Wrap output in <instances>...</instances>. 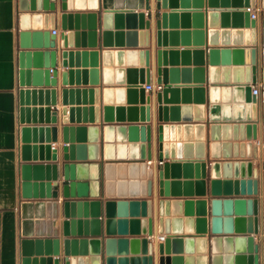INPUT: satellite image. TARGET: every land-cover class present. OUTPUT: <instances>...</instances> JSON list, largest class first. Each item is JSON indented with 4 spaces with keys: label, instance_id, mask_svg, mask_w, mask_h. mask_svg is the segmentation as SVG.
I'll return each mask as SVG.
<instances>
[{
    "label": "water",
    "instance_id": "obj_1",
    "mask_svg": "<svg viewBox=\"0 0 264 264\" xmlns=\"http://www.w3.org/2000/svg\"><path fill=\"white\" fill-rule=\"evenodd\" d=\"M182 3L188 2V0H181ZM211 2H216V0H210ZM227 1V0H226ZM240 4L241 0H236ZM198 3H201V0H197ZM176 3V0H155L153 8L150 7L149 0H140V6L145 5L146 9L149 10L150 19H145V13L143 11L134 12L133 10H127L125 12L127 22L134 24L137 20L139 28L145 27V30H139V42H136L135 30L126 31L127 42L126 45L134 46H150L149 43V32L150 29L155 32V46L156 61L153 64L156 73V82L161 85L159 91L156 92L157 96V135H155L154 143L157 147L158 159L162 161L163 157L171 156L173 157L174 145L167 144L162 142L163 139H167L168 136V126L162 124L161 120H179L178 117V107L162 105L161 103H167L170 100L177 99V87H172L169 83L171 81H177L178 71L181 72V77L183 82H189L190 79V69L189 68H177L172 67L167 69L162 66L166 64L167 58L172 61L177 59V50H166L162 48L167 44V37H169L170 45L176 44L178 32L175 30L166 31V22L169 21V24L176 23V10H171L170 12H160L161 7H166L167 4ZM201 5V4H199ZM172 6V5H171ZM243 11L242 10H233L232 18H238L240 21L241 15H243L244 23L246 27H251L250 30H246V34H250L251 39L255 32V26L259 22L261 26V44H262V81L264 82V10L262 16L257 21V18L250 16V12L247 9L248 6L254 7L255 0H243ZM261 7L264 9V0H261ZM85 0H18V9L21 11L18 14V51H17V72H18V86H17V95H18V140H19V175H20V191L21 196L24 198L21 202V216L25 217L26 212H31V208L34 206L35 210L39 207L41 212L45 210L47 214L52 213L53 216L58 214V202L56 200H46L32 203L29 201L31 197H56L57 190L52 189V186H59L58 182V167L60 166L63 180L62 184V195L64 200L62 201V213L65 219L62 220V230H63V257L47 258L44 257H33L31 255L35 252L37 255L43 253L46 254L54 253L58 254L59 252V238H21L20 249H21V264H100V253H101V241L104 242V254H105V264H115L116 259L114 258V253L116 246L121 253H126L127 246L131 250L132 254H138L139 249L141 248L142 253H147L146 255L139 256H130V258L120 257L117 259L118 264H153V248L154 243L152 240H148L145 237H122L115 236V234H138V233H148L152 237V200L151 199H141L135 200L131 199L129 201L125 200H113L107 199L103 200V216L101 215V201L100 200H88L81 197L87 196V186H90V191L92 196L98 194L99 186V174L98 169L102 168L104 171L105 178V192L106 195H113V186L117 185L118 195H125L126 186L130 191V195H137L141 193L142 195H151L152 193V184L153 180L158 182V194L162 195H180L181 194V183L179 180H164L168 177L169 172L171 176H178L180 164L177 161L173 162H163L157 168L153 169L145 162L146 159L151 157V145L153 140L149 132L150 124H129L126 128L124 125L117 124L114 128L112 123L102 124L103 132V144H102V155H100V144L99 140V126L97 125H64L62 127V144L60 147L50 144V141L57 140V111L56 109L52 110L50 106H27L29 103L35 104L37 101L39 104H42L43 100L46 104L55 103V89L48 88L55 85V77L57 71L55 69L56 60L55 56L57 50L61 48L62 62L64 65H67V60L69 65L73 56L75 57L76 62L79 60V57H82V60L86 61L87 56H90L91 66L90 73V83L98 82V68L96 56L98 52L96 50H66V46H71L73 43L78 46L79 42H82V45H85V31L78 30L80 27L85 28L87 23L88 30V45H96V25H95V16L94 11L84 12L85 9ZM87 8H97L96 0H88ZM103 14V22L105 27L110 24V18L112 10H106ZM121 11V10H120ZM188 12H181L182 18L188 17ZM156 17H155V16ZM194 18H201V13L199 11L193 12ZM211 21H215L216 14L210 13ZM229 13H222V18L228 17ZM60 17V28L61 39L58 40L56 33L51 32V29L56 28L57 19ZM115 19L117 23L122 22V12H115ZM235 21V19H233ZM199 23L200 20H199ZM81 25V26H80ZM172 26V25H170ZM132 27H135L133 25ZM163 28V29H162ZM75 29V30H72ZM235 34H240L241 31H233ZM183 39L188 37L187 31H181ZM194 34H197V37H201V31H194ZM210 38L215 39L216 33L210 32ZM104 45H113L111 42V32L104 31L102 32ZM122 33L115 32V38L117 39L114 43L115 45H123L124 43L121 40ZM81 38V41H80ZM246 43H253L254 41H249V36ZM201 43V42H198ZM128 56H135L137 53L139 55L140 61H143L146 67L139 69V82L140 83H149L150 82V64H149V54L150 50L147 49H128L126 50ZM189 52H192L195 61V65H203V55L205 50L203 48H193L192 51L189 49H183L180 51L182 60H187L189 58ZM245 52L246 54V67H245V79L246 83L244 84H234L233 91L245 93V100L248 102L245 106L242 104H234L233 110L235 113L242 115L243 108H246L247 117L246 119H253L255 103L259 98L258 95H255L251 91V86L248 82L255 84L257 81L256 77V65L253 58L255 52V47H246V48H233L232 53L234 59H241V54ZM115 55L119 59L123 52L122 50H115ZM223 54V59H228L229 51L223 49L221 51ZM103 58L105 61H110L111 55L113 54L112 50H105L102 52ZM208 58L211 63H216L218 50L216 48L207 49ZM249 54L251 55V61H249ZM234 63H236L234 61ZM241 63V62H240ZM251 64V65H249ZM194 73V82H198L193 86H183L181 89L183 99L189 98L190 90L193 91L195 97V103H203L205 101L203 97L204 88L201 86V82L205 80V68L204 66H196L193 69ZM241 67L235 66L233 68L234 72H238L241 77ZM222 71L228 74V69L223 68ZM82 72L83 83H86V73L87 70H73L68 69L67 71L62 72V82L63 84H71L73 74L76 77V83H79V74ZM116 77L122 78L123 69L116 68ZM129 76L132 79H136L135 70H127ZM112 69L103 68L102 74L105 83H112ZM224 77H227L224 75ZM217 78V68H209V80L215 81ZM69 79V82H67ZM243 80V79H236ZM123 82V80H120ZM134 83H137L133 80ZM128 83H131L130 81ZM43 84L45 86H43ZM51 85V86H49ZM215 85V84H214ZM46 87V88H43ZM113 89L118 94H122L123 88H112L107 87L103 89V94L105 97V103H109L111 100V94ZM139 92L141 102L146 101L147 105L145 107H140V110L143 109L146 111L145 115L141 114V120H149V110H150V100L152 99V94H145V89L140 84L130 85L127 84L126 92L131 94ZM209 90V99L211 102H215L217 98V87L208 86ZM224 92H227L228 89H223ZM88 92L89 99L95 98V103L98 102L97 94L99 92L98 88H63L62 90V100L66 104L69 102L72 103V99L80 98L82 93L83 99L85 94ZM168 93L170 94L168 96ZM263 99V119H264V93L261 95ZM31 101V102H30ZM242 101V100H240ZM79 103V101H76ZM251 102V103H249ZM182 119H190L189 116V107L182 106ZM229 106H222V119H229ZM194 109L197 111V120H203V104H197L194 106ZM86 110L89 114L86 115ZM103 110V119L106 122L113 121L112 106L105 105L102 107ZM217 106L209 105V118L211 120L218 119ZM251 110V111H249ZM68 111V115H66ZM127 111L132 118L129 120H136V106H128ZM116 113L119 115L122 113L121 108H116ZM62 120L63 122H73V121H89V122H98L99 121V106L95 105L90 106L89 108H81L79 106H69L67 109L65 106L62 108ZM82 115V116H81ZM238 118L243 119V116ZM123 118H116V120H121ZM222 129L224 133L227 134L229 129V124L223 123ZM203 124L197 122L194 124V128L198 135L197 141L195 142L196 157H203L204 153V142H203ZM247 129L248 139L255 137V124L254 123H234L232 128L234 130V135H236L237 128H240V134H243V128ZM185 133V139H190L189 135L191 133L192 124H184L182 127ZM218 128L219 124L214 122L211 125V131L213 138H218ZM250 128L252 132L250 133ZM116 129L117 136L124 138L125 129H127L130 140L137 139V131L140 133V140L142 141L139 145L137 143H130L128 145L118 144L116 145V155L113 152L114 145L112 143L113 131ZM179 130L180 127L178 126ZM172 132L173 127H170ZM226 130V131H225ZM86 131L89 135L90 143L85 145L83 143L74 144L75 137L77 141H83ZM37 137L40 138L39 141H42L43 138L46 140V144H30L31 141L36 142ZM247 153L251 154V148L255 151V145L251 146L250 142H247ZM181 146L184 148L186 153L185 157H190L191 153V142H185L184 144H177L178 150ZM235 146V144H234ZM241 146V153H243V144ZM218 147L217 143L211 145L212 153L214 156H218ZM229 147V144L223 143V148L226 150ZM139 148V149H138ZM128 150V153L126 152ZM60 154V155H59ZM40 160H53V162H28L33 159ZM134 159L129 162H115L114 159ZM89 160H98L97 162H88ZM136 159H141L137 161ZM191 160H185L183 162L184 172H189L191 168ZM199 162L196 160L194 166L196 173H198V168H201L202 173L205 166V163ZM218 163L211 162V167L213 173L218 172ZM240 166L241 177H244V167L247 171V179H241L240 181H234V193H247V194H256L257 193V179H256V170L251 174V163L250 161H235L234 170L235 177H237V167ZM230 162H224L223 168L225 173H229ZM115 171L118 175V178L126 177L127 171L130 178H147V180H120L115 182ZM44 176L46 182H43ZM230 177V176H226ZM253 177V178H250ZM38 180V181H37ZM239 182V188H238ZM219 180L210 181V196L208 197L209 201V212L210 217L207 221L206 216H202L196 219L197 222V231L202 233H208L207 237L202 235H197L196 237L185 236L181 237L180 235H167L163 242L156 243V250L159 252L158 264H208V259L204 255L197 257L193 256H163L162 253L164 250L168 252L169 247H172L174 250L181 249V244L184 242L186 249H192L193 243H196L200 252H205L207 244L210 245V264H231L232 259L234 258L236 262L241 261L245 258L244 254H239V252L244 253V243H248V258L250 255L254 256V264L256 263L257 255L251 254L254 251V247L251 246V236H245L244 234H232V232H245L244 222L247 219L248 221V232H251L253 229L257 231V222H256V212H257V198L254 197H244V196H220V194H230L231 193V181L229 179L223 180V192H220ZM191 182L186 181L183 183V194L191 195ZM196 194L203 195V181H196ZM78 197V198H74ZM196 205V211L198 215H206L207 207L206 200L204 199H173L171 202L168 199H159L158 200V229L159 232L164 233H180L182 231V224L186 229L185 232H192L194 220L191 217L181 218L173 217L163 218L162 215H168L169 205L172 206V210L179 212L181 211L182 205L186 211V214H191L193 204ZM126 206H129L130 215H137L138 209L137 206H140V211L142 215H147V219L141 220V228L138 226V220L136 218H119L114 219L116 209L120 216L126 215ZM223 207V212L221 209ZM90 209V210H89ZM234 211V212H232ZM90 213V214H88ZM235 216H231V215ZM247 215V216H245ZM90 218H87V217ZM84 217V218H82ZM102 217V218H101ZM232 221L235 224V228L232 229ZM127 222L129 223V230L127 228ZM253 222V223H252ZM41 234L46 233L49 235L53 233L54 235L58 234L59 223L54 220L41 221ZM222 224H224L222 226ZM37 225V222L34 224ZM31 221H26L24 218L22 220V235L31 233ZM46 227V228H45ZM205 235V234H203ZM157 235H155L156 237ZM154 239V238H153ZM224 246V251L227 254H220L221 245ZM235 247V250L233 249ZM89 248L90 257H81L74 256L76 253H86V250ZM233 251L237 254H231ZM70 255V256H69ZM194 260H196L194 263Z\"/></svg>",
    "mask_w": 264,
    "mask_h": 264
},
{
    "label": "crops",
    "instance_id": "obj_2",
    "mask_svg": "<svg viewBox=\"0 0 264 264\" xmlns=\"http://www.w3.org/2000/svg\"><path fill=\"white\" fill-rule=\"evenodd\" d=\"M146 1V0H145ZM140 0H96L97 8H87L88 6V0H85V6L86 8L83 9L84 12L94 11L96 13L95 16V25H96V45L89 46L88 45V28L87 23L85 24V28L80 27L78 30H84L85 31V45H82V42H79L80 45L76 46L74 43L71 46H66V50H96L98 52L96 56L97 60V68L99 70L98 72V82L97 83H90V73L89 70L92 68L90 56L88 55L86 58V61L82 60V57H79V60L76 62L75 57L73 56L71 65H69V62L67 60V65H64L62 62V55H61V48L57 50L55 60H56V66L55 69L57 71L56 77H55V85L48 88H54L55 89V103L54 104H46L43 100L42 104H39L38 101L33 104L29 103L27 106H50L52 110L56 109L57 111V140L56 141H50L49 143L60 147L62 142V127L64 125H97L99 126V140L98 143L100 144V155H102V144H103V132H102V124L106 123H112L114 125V128L117 124L124 125L125 128L129 124H150L149 132L151 134V138L153 140V143L151 145V157L152 160H158L157 155V147L154 143L155 135H157V123L159 122L157 119V96L156 92L159 90H151V91H145V94H152V99L150 100V110H149V120H141V114H145V110H140V107H145L147 105V102H141L139 92L136 90L135 94H127L126 92V86L127 84L134 85V84H140L143 85L145 82L140 83L139 80V69L146 67L143 61H140L139 55L136 53L135 56H128L127 51L128 49H147L149 48L150 54H149V64H150V82L155 88L157 85L156 82V73L155 68L153 67V64L156 61V53L155 49L156 47H153V43L155 42V32L150 29L149 32V43L152 45V47L148 46H140V45H134V46H128L126 45L127 37H126V31L128 30H135V40L136 42H139V30H145L146 28H139L137 20L134 24L128 23L125 12L127 10H133L134 12H140L143 11L145 13L144 18L150 19L149 10L146 9L145 5L142 7L140 6ZM155 3V0H149L150 7L153 8ZM144 4V0H143ZM201 4V5H199ZM236 0H216V2H211L210 0H201V3H198L197 0H188V2L182 3L181 0H176V3L173 4H167L166 7H161L160 12H170L171 10H176V23L169 24V21L166 22V28H164L166 31L169 30H175L178 32L177 34V43L170 45L169 43V37H167V44L165 46H162V48L166 50H177V59L176 61H170L169 58L166 60V64L162 65L166 67L167 69H170L172 67L182 68L187 67L190 69V81L189 82H183L181 77V72L178 71V78L177 81H171L169 84L172 87H177V99H173L168 101L167 103H161L162 105H166L167 107L170 106H177L178 107V117L179 120H161L162 124H166L168 126V136L167 139H163L162 142H166L167 144H173L174 145V151H173V157H163V162H179L180 168L178 176H171V173L169 172L168 177L163 179L171 181V180H179L181 183V194L180 195H162L160 196L158 194V182L155 184V180H153L152 184V193L151 195H142L141 193L137 195H130V191L128 189V186H126L125 195H118L117 191V185L114 184L113 186V195H106L105 192V178H104V171L102 168L98 169L99 174V186H98V194L96 196L91 195L90 186H87V196H83L81 198L88 199V200H100L101 201V215L103 216V200L107 199H113V200H125L126 202L135 199V200H141V199H151L152 200V214H153V221H152V237L148 235V233H138V234H115V236L119 237H145L148 240L153 241V264H158V256L159 252L156 250V242L153 239L155 235H180L181 237L185 236H192L196 237L197 235H202L204 237L208 236V233H202L197 231V222L196 219L202 216L207 217V221L210 217L209 212V201L208 197L210 196V181L211 180H219V186H220V192H223V180L229 179L231 181V193L230 194H220V196H231V197H237V196H244V197H254L257 198V212H256V222H257V231L253 229L251 232H248V221L247 219L244 222L245 225V232H232V234H244L245 236H251V246L254 247V251L251 254H256L257 264H264V119H263V99L261 98L262 94H258V99L255 103V110H254V118L253 119H246L247 117V111L246 108H243L242 115H239L235 113L233 110L234 104H242L245 106L248 102H246L245 93L242 91V93L234 92L233 86L234 84H244L246 83L244 81L245 79V67H246V54L243 52L241 54V59H234V55L232 53L233 48H246V47H255V52L253 54V58L256 65V77L257 81L255 84H252V82H248L250 86L257 85L259 82L262 81V44H261V26H259V22H257L255 26V32L253 35V39H251L250 34H246L245 31L250 30L251 27H246L244 23L243 15L240 17V21H238V18H232V11L233 10H244L242 6L243 0L240 1L241 5H238ZM172 5V6H171ZM106 10H112L111 18H110V24L107 25L108 27H105L103 22V14L107 12ZM121 10V11H120ZM249 12H255L257 18V21L262 16V12L264 9L261 7V0H255V6L251 7L248 6L247 9ZM188 12V17L182 18L181 12ZM199 11L201 13V18H194L193 12ZM21 11L18 9V0H0V264H21V249H20V241L21 238H59V252L58 254L50 253L46 254L44 251L41 254H36L35 252L31 255V258L33 257H63V230H62V220L65 219L62 213V201L64 200V197L62 195V180H63V174L61 171L60 166L58 167V182L59 186H52V189L57 190V196L56 197H31L29 201L32 203L40 202V201H46V200H56L58 202V214L57 216H53L52 213L47 214V212L44 210L43 213L41 212L40 208L38 207L37 210H35V207L33 206L31 208V212H26V216H21V202L24 199L21 196L20 191V175H19V140H18V126H19V119H18V95H17V86H18V72H17V51H18V14ZM115 12H122V22L117 23L115 19ZM228 12L229 15L226 18H222L221 14ZM210 13H215V21H211ZM155 16V15H154ZM156 17V16H155ZM235 19V21L233 20ZM199 20L201 23H199ZM135 25V27H132ZM172 25V26H170ZM81 26V25H80ZM56 35L58 40L61 39V28H60V17L57 19L56 23ZM163 29V28H162ZM75 30V29H72ZM240 30V34H235L233 31ZM104 31H110L111 32V42L113 45H104L103 42V36L102 32ZM181 31H187L188 37L183 39ZM194 31H201V37H197V34H194ZM115 32H121L122 37L121 40L124 43L123 45H115L116 42L115 38ZM210 32L216 33V38L211 39L210 38ZM247 36H249V41H254L253 43H246L248 39ZM81 41V38H80ZM201 42V43H198ZM193 48H203L205 50V53L203 55V65H195V59L192 54V52H189V58L187 60H182L180 51L183 49H189V51H192ZM208 48H216L218 50L217 54V60L216 63H211V61L208 58L207 49ZM223 49H227L229 51L228 53V59H223V54L221 51ZM105 50H112L113 54L111 55L110 61H105L103 58L102 52ZM115 50H122L123 54L118 59L115 55ZM234 61L236 63H234ZM249 61H251V55L249 54ZM241 62V63H240ZM251 65V64H249ZM196 66H204L205 68V80L204 82H201V86L204 88L203 91V97L205 101L203 103H195V97L192 90L189 92V98L183 99L181 89L183 86L189 85L193 86L195 84H198V82H194V73L193 68ZM241 67V77H238V72H234L233 68ZM215 67L217 68V78L215 81L209 80V68ZM103 68H111L112 69V83H105L103 79L102 69ZM120 68L123 69L122 78L116 77L115 69ZM223 68L228 69V74L224 73L222 71ZM68 69H79V70H87L86 73V83H83L82 78V72L79 74V83H76V77L75 74H73L72 83H65L62 82V72L67 71ZM135 70V77L136 79H132L129 76H132V74H129L127 70ZM226 75L227 77H224ZM243 79V80H236V79ZM120 80H123L121 82ZM133 80H137L134 83ZM131 83H128V82ZM67 82H69V79H67ZM215 84V85H214ZM43 86H45L43 84ZM51 86V85H49ZM208 86H216L217 87V98L215 99V102H211L209 99V90ZM98 88L99 92L97 94V100L98 102L95 103V98L89 99L88 92L85 94V98L83 99L82 93L80 94V98L77 100L76 98L72 99V103H70L68 100V103L64 104L62 100V90L63 88ZM107 87L112 88H123L122 94H118L115 89H113V92L111 94V100L109 103H105V97L103 94V89ZM46 88V87H43ZM223 89H228L227 92H224ZM170 94L168 93V96ZM242 100V101H240ZM76 101H79L77 103ZM31 102V101H30ZM251 103V102H249ZM197 104H203V120H197V111L194 109V106ZM95 105L99 106V121L98 122H89V121H67L63 122L62 120V108L65 106L67 109L69 106H79L81 108H89L90 106ZM105 105L112 106L113 111L112 115L114 120L106 122L103 119V110L102 107ZM209 105L217 106V112H218V119L217 120H211L209 118ZM128 106H136V120H129L128 118H132L127 111ZM182 106H188L189 107V118L183 120L182 119ZM222 106H229V119H222ZM116 108H121L122 113L117 114ZM251 111V110H249ZM86 115L89 114L88 110H86ZM68 115V111L66 113ZM82 116V115H81ZM239 116H243V119L238 118ZM116 118H123L121 120H116ZM199 122L200 124H203V142H204V153L203 157H196V150H195V142L200 141L197 140L196 137H198L196 130L194 128V124ZM217 122L219 124L218 128V138H213L212 131H211V125ZM254 123L255 124V137H252L251 139H248L247 135V129L246 127L243 128V134H240V128H237L236 135H234V130L232 128L234 123ZM223 123L229 124V129L226 131L227 134L224 133V130L222 129ZM184 124H192L191 133L189 135L190 139H185V133L183 130ZM173 127V130L171 132L170 127ZM180 127L178 130L177 127ZM252 132V129L250 128V133ZM137 139L136 140H130V137L128 135L127 129H125V136L124 138L118 137L116 129L113 131V138L112 143L115 146L113 152L116 155V145L118 144H125L128 145L130 143H137L139 145L142 141L140 140V133L137 131ZM40 138L37 137L36 142L31 141L30 144H46L45 138H43L42 141H39ZM185 142H191V153L190 157H185L186 153L184 152V148L181 146L180 150L177 148V144H184ZM247 142L251 143V146L255 145V151L253 148H251V154L248 155L247 153ZM74 144L83 143L85 145H88L90 143L89 141V135L86 131L84 140L77 141V138L74 139ZM217 143L219 145L218 147V156H214L212 153L211 145ZM223 143L229 144V147L224 150ZM235 144V146H234ZM240 144H243V153H241V146ZM139 149V148H138ZM128 153V150H126ZM60 155V154H59ZM134 159H118L115 158V162H129ZM137 161H141V159H136ZM146 162V158L144 159ZM185 160H191V168L189 172H184L183 169V162ZM196 160H199V162H204L205 166L203 169V173L201 168H198V173H196L195 170V162ZM53 162V160H29L28 162ZM88 162H97L98 160H89ZM237 161H250L251 163V174L253 175V171L256 170V179H257V193L256 194H247V193H234V181H240L242 178L247 179V171L246 167H244V177H241V171L240 166L237 167V177H235V170H234V162ZM211 162L218 163V172L213 173ZM224 162H230L229 167V173H225L223 164ZM200 163V164H201ZM153 169H155V165H150ZM230 176V177H226ZM253 178V177H250ZM120 180H147V178H130L128 171L126 174V177L124 178H118V175L115 171V179L114 181H120ZM202 180L203 181V188H204V194L203 195H197L196 194V181ZM38 181V180H37ZM43 182H46V178L44 176ZM189 181L191 182V195H185L183 194V183ZM239 182H238V188H239ZM78 198V197H74ZM168 199L170 202L173 199H204L206 200V207H207V213L206 215H198L196 211V205L193 204L191 214H186V211L184 209V206L182 205L181 211L176 212L172 210V206L169 205V214L165 215L163 214L162 217H191L194 220L193 225V231L192 232H185L186 229L184 227V223L182 224V231L180 233H164L159 232L158 229V200L159 199ZM138 214L137 215H130V209L129 206H126V215L120 216L118 214V211L116 209L114 219L117 220L119 218H136L138 222L139 228H141V220L147 219V215H142L140 211V206H137ZM90 210V209H89ZM221 212H223V207L221 209ZM234 212V211H232ZM90 214V213H88ZM231 216H235L234 214ZM247 216V215H245ZM23 218L26 221H31V233L22 235V220ZM84 218V217H82ZM87 218H90L89 216ZM102 218V217H101ZM47 220H54L59 223L58 226V234L54 235L53 233L47 234L46 230H44V233L41 234V221H47ZM35 222H37V225L35 226ZM253 223V222H252ZM224 224H222L223 226ZM232 229L235 228V224L232 221L231 223ZM46 228V227H45ZM127 228L129 230V223L127 222ZM205 234V235H203ZM233 249L235 250V247L233 246ZM223 244L221 245L220 254H227L224 251ZM244 253L239 252V254H244L245 258L243 260V263L241 261L236 262L235 259H232L231 264H254V256L250 255V259L248 258V243H244ZM167 250H164L162 253L163 256H193L197 257L200 255H205L207 257L208 264H210V245L209 242L207 244V248L205 252H200V249L197 248L196 243H193L192 249H186L184 242L181 244V249L174 250L172 247H169L168 252ZM147 253H142L141 248L139 249L138 254H132L131 250L129 249V246H127L126 253H121L117 246L114 253V258L116 259L115 264H118L117 259L120 257H126L130 258V256H139L142 257L146 255ZM231 254H237V252L233 251ZM101 257L100 264H105V254H104V242L101 241V253L99 254ZM70 256V255H69ZM74 256H81L89 258L90 250L89 248L86 250V253H76ZM196 260H194V263ZM60 264L62 262L60 261ZM90 264V262H89ZM222 264H224L222 260Z\"/></svg>",
    "mask_w": 264,
    "mask_h": 264
},
{
    "label": "built area",
    "instance_id": "obj_3",
    "mask_svg": "<svg viewBox=\"0 0 264 264\" xmlns=\"http://www.w3.org/2000/svg\"><path fill=\"white\" fill-rule=\"evenodd\" d=\"M250 16L254 18L256 16L255 12H250ZM51 32H53V33L56 32V29H51ZM142 86L144 87L145 91H151V90H154V89L160 90V88H161V85L158 84V83L155 86V88H153L151 83H144ZM251 91L255 95H258L259 93L263 94L264 93V82L261 81L257 85H252L251 86ZM146 163L149 166L150 165H155L156 168H157L162 163V161L159 160V159L155 160V161L152 160V159H147ZM164 238H165V235H161V234L157 235L156 237L154 236V240H155L156 243L163 242Z\"/></svg>",
    "mask_w": 264,
    "mask_h": 264
}]
</instances>
